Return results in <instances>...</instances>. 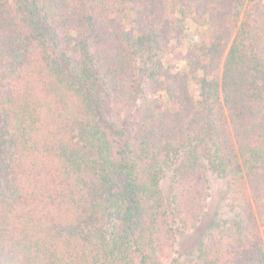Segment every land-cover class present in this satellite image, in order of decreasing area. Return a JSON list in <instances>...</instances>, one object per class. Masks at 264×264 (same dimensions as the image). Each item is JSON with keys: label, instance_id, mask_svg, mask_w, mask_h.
I'll use <instances>...</instances> for the list:
<instances>
[{"label": "trees", "instance_id": "obj_1", "mask_svg": "<svg viewBox=\"0 0 264 264\" xmlns=\"http://www.w3.org/2000/svg\"><path fill=\"white\" fill-rule=\"evenodd\" d=\"M263 3L0 0V264H264Z\"/></svg>", "mask_w": 264, "mask_h": 264}, {"label": "rangeland", "instance_id": "obj_2", "mask_svg": "<svg viewBox=\"0 0 264 264\" xmlns=\"http://www.w3.org/2000/svg\"><path fill=\"white\" fill-rule=\"evenodd\" d=\"M264 7V3L262 4ZM205 28H201L195 23L194 15L189 16L185 20V32L184 34L177 39H173L169 45L168 51L161 57V60L165 67L170 68L174 73L188 74V70L186 67L185 55L187 53L188 47L197 42L199 40V30L203 31ZM263 44L259 49L264 53ZM222 69L216 73V75L212 76L221 77ZM193 81L190 84V90L192 97H198L201 92V84L204 79V75L202 73L196 75H190ZM131 109L127 108L123 110V115L125 119H128V115L130 114ZM208 193L210 194V199L208 203L211 207V210L215 207H218L223 204L227 198V187L228 182L224 178H219L215 175H208V183H207ZM163 191L167 198L168 202L172 201L173 198V188L171 184L170 175L168 179H166L162 184ZM170 205V203H169ZM263 229L264 224L262 223ZM189 227V226H188ZM183 247H188L187 241L181 243Z\"/></svg>", "mask_w": 264, "mask_h": 264}]
</instances>
